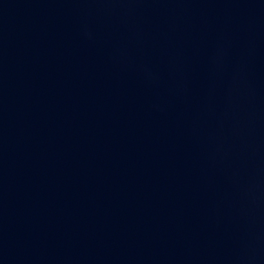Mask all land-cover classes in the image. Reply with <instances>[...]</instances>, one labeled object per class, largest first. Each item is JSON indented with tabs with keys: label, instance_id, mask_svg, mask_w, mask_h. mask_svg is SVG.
I'll list each match as a JSON object with an SVG mask.
<instances>
[{
	"label": "water",
	"instance_id": "obj_1",
	"mask_svg": "<svg viewBox=\"0 0 264 264\" xmlns=\"http://www.w3.org/2000/svg\"><path fill=\"white\" fill-rule=\"evenodd\" d=\"M0 264H264V0H0Z\"/></svg>",
	"mask_w": 264,
	"mask_h": 264
}]
</instances>
